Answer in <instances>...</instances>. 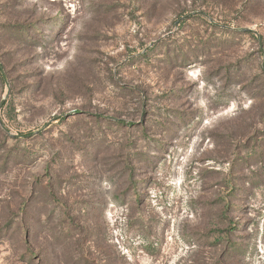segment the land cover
<instances>
[{
	"label": "rangeland",
	"instance_id": "374dc122",
	"mask_svg": "<svg viewBox=\"0 0 264 264\" xmlns=\"http://www.w3.org/2000/svg\"><path fill=\"white\" fill-rule=\"evenodd\" d=\"M0 64V264H264V0H0Z\"/></svg>",
	"mask_w": 264,
	"mask_h": 264
},
{
	"label": "water",
	"instance_id": "95a60500",
	"mask_svg": "<svg viewBox=\"0 0 264 264\" xmlns=\"http://www.w3.org/2000/svg\"><path fill=\"white\" fill-rule=\"evenodd\" d=\"M248 31L253 32L254 34L257 35L258 40H259L260 45H261V49H262V51H263V48H262V38H261V36H260L256 31H253V30H248ZM0 67L2 68L1 64H0ZM4 103H5V100H3L2 103H1V105H0V111H1V109H2V107H3V105H4Z\"/></svg>",
	"mask_w": 264,
	"mask_h": 264
},
{
	"label": "trees",
	"instance_id": "16d2710c",
	"mask_svg": "<svg viewBox=\"0 0 264 264\" xmlns=\"http://www.w3.org/2000/svg\"><path fill=\"white\" fill-rule=\"evenodd\" d=\"M0 77H1V79L5 78L4 75H3V68H1V67H0Z\"/></svg>",
	"mask_w": 264,
	"mask_h": 264
}]
</instances>
